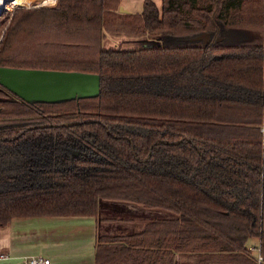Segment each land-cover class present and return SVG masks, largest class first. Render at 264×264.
Returning <instances> with one entry per match:
<instances>
[{
  "label": "trees",
  "instance_id": "1",
  "mask_svg": "<svg viewBox=\"0 0 264 264\" xmlns=\"http://www.w3.org/2000/svg\"><path fill=\"white\" fill-rule=\"evenodd\" d=\"M256 1L142 0L121 12L122 0H56L0 13V66L100 78L96 97L61 103L0 86V227L95 216L94 264H264ZM108 35L160 44L104 48ZM100 200L154 213L99 214Z\"/></svg>",
  "mask_w": 264,
  "mask_h": 264
},
{
  "label": "crops",
  "instance_id": "2",
  "mask_svg": "<svg viewBox=\"0 0 264 264\" xmlns=\"http://www.w3.org/2000/svg\"><path fill=\"white\" fill-rule=\"evenodd\" d=\"M152 1L160 7L161 0ZM141 3L142 0H122L128 11ZM262 8L264 31V0ZM99 228L95 216L12 217L0 227V264H23L22 260L32 255L48 258V264H94Z\"/></svg>",
  "mask_w": 264,
  "mask_h": 264
},
{
  "label": "water",
  "instance_id": "3",
  "mask_svg": "<svg viewBox=\"0 0 264 264\" xmlns=\"http://www.w3.org/2000/svg\"><path fill=\"white\" fill-rule=\"evenodd\" d=\"M3 8H0V12ZM119 11L128 12L119 6ZM209 33L192 39L208 40ZM0 86L29 103H61L73 99L96 97L100 78L96 73L0 66ZM77 122H65L72 125Z\"/></svg>",
  "mask_w": 264,
  "mask_h": 264
},
{
  "label": "rangeland",
  "instance_id": "4",
  "mask_svg": "<svg viewBox=\"0 0 264 264\" xmlns=\"http://www.w3.org/2000/svg\"><path fill=\"white\" fill-rule=\"evenodd\" d=\"M11 3H6L1 14L3 13V17L11 16V13L13 10L17 7H46V6H53L55 3L52 4V2H44L45 0H11ZM15 4V5H13ZM141 8V5L135 6L132 10H139ZM262 0H257L256 4L254 6V27L252 30H255L256 36L259 38H262V41L264 43V31L262 28V23L260 22V16L262 15ZM2 19V17L0 18ZM8 22V21H7ZM6 22V23H7ZM4 27L2 28V30ZM2 30L0 31V38L2 36ZM160 44V41L155 38H150L147 36H141V37H126L123 35H108L102 42V46L104 48H137L142 46H158ZM107 213V214H114V215H143V214H151L154 213L153 210H146L144 208H141L137 205L126 203V202H115V201H105L100 200L98 203V213ZM157 212V211H156ZM255 239H251L249 242L250 244H255Z\"/></svg>",
  "mask_w": 264,
  "mask_h": 264
},
{
  "label": "built area",
  "instance_id": "5",
  "mask_svg": "<svg viewBox=\"0 0 264 264\" xmlns=\"http://www.w3.org/2000/svg\"><path fill=\"white\" fill-rule=\"evenodd\" d=\"M52 2L53 3H56V0H49L48 2ZM5 6V4H4ZM4 6L2 8H4ZM261 260V257L258 256L257 257V261L259 262ZM23 264H48L49 263V259L48 258H45L44 256L42 255H32V256H29V257H26L22 260Z\"/></svg>",
  "mask_w": 264,
  "mask_h": 264
},
{
  "label": "bare ground",
  "instance_id": "6",
  "mask_svg": "<svg viewBox=\"0 0 264 264\" xmlns=\"http://www.w3.org/2000/svg\"><path fill=\"white\" fill-rule=\"evenodd\" d=\"M47 0L43 1L42 3L44 4V2H46ZM11 0H0V8H2L4 6V4L6 3H11ZM12 4V3H11ZM15 5V4H13Z\"/></svg>",
  "mask_w": 264,
  "mask_h": 264
}]
</instances>
